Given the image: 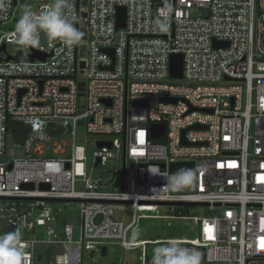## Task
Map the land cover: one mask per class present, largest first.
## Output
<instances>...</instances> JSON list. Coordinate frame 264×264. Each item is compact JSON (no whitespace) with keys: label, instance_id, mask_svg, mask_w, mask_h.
Masks as SVG:
<instances>
[{"label":"built area","instance_id":"obj_1","mask_svg":"<svg viewBox=\"0 0 264 264\" xmlns=\"http://www.w3.org/2000/svg\"><path fill=\"white\" fill-rule=\"evenodd\" d=\"M18 1L0 24H15ZM72 2L83 37L70 49L48 41L9 54L14 25L0 30V233L20 230L24 264H82L107 243L143 250L131 239L141 217L188 218L195 236L176 242L199 250L201 264H264V0ZM33 52L46 57L6 60ZM172 54L182 55L180 78L169 75ZM78 123L108 137L90 142L103 166L121 157L120 189L89 174ZM153 123L164 125L156 138ZM179 161L194 162L195 176L170 187L169 164ZM72 207L76 239L63 214Z\"/></svg>","mask_w":264,"mask_h":264},{"label":"rangeland","instance_id":"obj_2","mask_svg":"<svg viewBox=\"0 0 264 264\" xmlns=\"http://www.w3.org/2000/svg\"><path fill=\"white\" fill-rule=\"evenodd\" d=\"M50 0H19L18 1V9L15 12V16L18 19L22 12L23 5H30L32 7H36L37 5L42 4L43 6L49 3ZM14 22L11 21L7 24H0V30L5 31L10 27H13ZM48 40L47 38L41 34V43L40 45L46 46ZM25 49L16 44L14 41L11 44L7 45V51L9 54L16 53L18 50ZM76 134L78 135V141L83 142L86 147V155H87V165L88 172L91 176H101L103 182H108L110 185L107 187L108 189H112V187L121 188V179H122V159L121 157L115 158L110 157L105 166L100 163L98 158L93 156V152L96 150L95 146L90 143L97 139H106L107 136L104 135H94L90 134L86 130L85 123H78L76 125ZM63 141L65 144L69 145L71 143V137L65 136L63 137ZM11 148H8V153H10ZM15 152V151H14ZM190 177H185V181H190ZM77 207V206H76ZM195 214L197 215H210L211 211L205 207L192 206ZM160 215L168 214L165 208L159 207ZM188 209H185V213H187ZM220 208L217 207L213 211L214 213H218ZM172 213V211H168ZM175 213V212H173ZM65 216L68 217L67 221L71 222L74 225L73 236L74 239L79 237L80 231V220L78 210H74V208H67L63 212ZM114 216L118 219H122L124 223H128L130 221L131 215L129 212L124 211L122 209H114ZM139 229L140 235L139 237L135 236L134 233ZM42 228H36V235L43 236ZM136 230L133 232L131 239L135 242H141L144 246L142 250L138 245H134L130 248H123L120 244L113 242L106 244V255H100V252L95 250L93 256L91 257L87 252L83 255L82 264H147L145 262L146 258L151 261L152 258V250L154 247L160 245L161 243L166 242L169 238L174 239L175 241H182V238L192 239L196 233V225L190 219H182V218H169L165 219L162 216L152 218V217H141L137 220ZM130 237V235H128ZM148 242V243H145ZM52 249V248H51ZM49 250L47 245L40 246V251L43 254L42 260L48 261L46 257V251ZM61 251V249H53L54 252Z\"/></svg>","mask_w":264,"mask_h":264},{"label":"clouds","instance_id":"obj_3","mask_svg":"<svg viewBox=\"0 0 264 264\" xmlns=\"http://www.w3.org/2000/svg\"><path fill=\"white\" fill-rule=\"evenodd\" d=\"M11 4L12 0H0V19L6 18L2 14L7 12ZM73 7L72 0H50L41 11L23 5L13 28L16 44L24 48H38L43 34L48 41H59L69 49L77 45L83 33L75 26ZM157 22L162 23L159 20ZM194 176L193 170H178L169 174V186L176 185L179 179ZM134 235L139 237V229ZM21 243L22 234L19 229L0 233V264H24L25 250L20 246ZM151 264H201V252L169 238L153 248Z\"/></svg>","mask_w":264,"mask_h":264},{"label":"water","instance_id":"obj_4","mask_svg":"<svg viewBox=\"0 0 264 264\" xmlns=\"http://www.w3.org/2000/svg\"><path fill=\"white\" fill-rule=\"evenodd\" d=\"M117 24L118 26H123L124 25V8H119L117 10ZM214 46H218L220 43L219 42H214ZM0 50L3 51L5 50V46L2 45L0 47ZM110 54H112V51H109ZM40 58L44 60L46 57L45 54L40 53V52H33L32 54L29 55H24L23 57L19 58L17 55L16 56H8L6 60L8 59H13L15 61H33L34 58ZM182 55L181 54H172L170 55V60H169V75L172 78H180L182 75ZM164 101H170V102H175V99H163ZM193 128H205L200 125H194ZM150 135L151 137H159L164 133V125L161 123H153L150 125ZM98 146L106 145L110 147L111 143L109 141H98L97 142ZM163 167L164 165L161 164ZM193 170L194 171V162L192 161H179V162H171L169 164V171L171 173H176L178 170ZM23 187L25 188H31L32 184L31 183H26L23 184ZM41 188H47V184H40ZM184 205H194V203H185ZM100 215H97L95 218V221H98L100 219ZM102 256L106 255V248L102 247L101 251Z\"/></svg>","mask_w":264,"mask_h":264},{"label":"snow or ice","instance_id":"obj_5","mask_svg":"<svg viewBox=\"0 0 264 264\" xmlns=\"http://www.w3.org/2000/svg\"><path fill=\"white\" fill-rule=\"evenodd\" d=\"M208 231L210 232L211 230L208 229ZM261 246L264 247V240H262V242H261Z\"/></svg>","mask_w":264,"mask_h":264},{"label":"trees","instance_id":"obj_6","mask_svg":"<svg viewBox=\"0 0 264 264\" xmlns=\"http://www.w3.org/2000/svg\"><path fill=\"white\" fill-rule=\"evenodd\" d=\"M13 127H18L19 126V124H17V123H14L13 125H12Z\"/></svg>","mask_w":264,"mask_h":264}]
</instances>
